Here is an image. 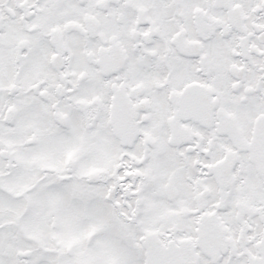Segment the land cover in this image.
Returning a JSON list of instances; mask_svg holds the SVG:
<instances>
[{
  "label": "snow or ice",
  "instance_id": "obj_1",
  "mask_svg": "<svg viewBox=\"0 0 264 264\" xmlns=\"http://www.w3.org/2000/svg\"><path fill=\"white\" fill-rule=\"evenodd\" d=\"M0 264H264V0H0Z\"/></svg>",
  "mask_w": 264,
  "mask_h": 264
}]
</instances>
